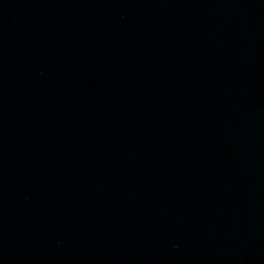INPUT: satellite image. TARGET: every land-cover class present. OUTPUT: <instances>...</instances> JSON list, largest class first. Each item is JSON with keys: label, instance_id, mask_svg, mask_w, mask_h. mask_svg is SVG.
Instances as JSON below:
<instances>
[{"label": "water", "instance_id": "water-1", "mask_svg": "<svg viewBox=\"0 0 264 264\" xmlns=\"http://www.w3.org/2000/svg\"><path fill=\"white\" fill-rule=\"evenodd\" d=\"M0 264H264V0H0Z\"/></svg>", "mask_w": 264, "mask_h": 264}]
</instances>
